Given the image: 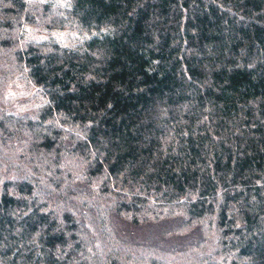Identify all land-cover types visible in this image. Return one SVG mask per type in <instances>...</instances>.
I'll use <instances>...</instances> for the list:
<instances>
[{"label":"trees","instance_id":"obj_1","mask_svg":"<svg viewBox=\"0 0 264 264\" xmlns=\"http://www.w3.org/2000/svg\"><path fill=\"white\" fill-rule=\"evenodd\" d=\"M0 264H264V0H0Z\"/></svg>","mask_w":264,"mask_h":264}]
</instances>
